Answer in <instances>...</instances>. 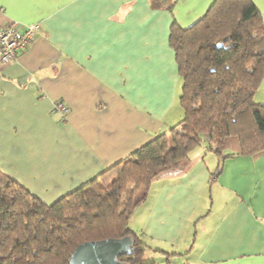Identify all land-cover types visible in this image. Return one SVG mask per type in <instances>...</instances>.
Returning a JSON list of instances; mask_svg holds the SVG:
<instances>
[{
    "label": "crops",
    "instance_id": "obj_1",
    "mask_svg": "<svg viewBox=\"0 0 264 264\" xmlns=\"http://www.w3.org/2000/svg\"><path fill=\"white\" fill-rule=\"evenodd\" d=\"M252 1L264 23V0ZM214 2L0 0V28L39 26L0 66V169L51 205L178 124L171 29L190 28ZM189 158L130 219L156 255L147 264H264V151L223 159L203 144Z\"/></svg>",
    "mask_w": 264,
    "mask_h": 264
},
{
    "label": "trees",
    "instance_id": "obj_2",
    "mask_svg": "<svg viewBox=\"0 0 264 264\" xmlns=\"http://www.w3.org/2000/svg\"><path fill=\"white\" fill-rule=\"evenodd\" d=\"M182 80L184 118L129 157L48 205L0 169V264H70L88 242L131 236L119 261L147 264L146 244L130 228L152 183L191 166L206 144L223 159L264 151V23L252 0H215L188 29L170 35Z\"/></svg>",
    "mask_w": 264,
    "mask_h": 264
},
{
    "label": "water",
    "instance_id": "obj_3",
    "mask_svg": "<svg viewBox=\"0 0 264 264\" xmlns=\"http://www.w3.org/2000/svg\"><path fill=\"white\" fill-rule=\"evenodd\" d=\"M135 250L131 236L88 242L74 250L70 257V264H129L119 261V258L131 256Z\"/></svg>",
    "mask_w": 264,
    "mask_h": 264
},
{
    "label": "built area",
    "instance_id": "obj_4",
    "mask_svg": "<svg viewBox=\"0 0 264 264\" xmlns=\"http://www.w3.org/2000/svg\"><path fill=\"white\" fill-rule=\"evenodd\" d=\"M39 26L37 24L20 27L7 23L0 28V66L11 65L21 51L29 47L35 39ZM55 111L66 116L69 109L63 103L55 104Z\"/></svg>",
    "mask_w": 264,
    "mask_h": 264
},
{
    "label": "rangeland",
    "instance_id": "obj_5",
    "mask_svg": "<svg viewBox=\"0 0 264 264\" xmlns=\"http://www.w3.org/2000/svg\"><path fill=\"white\" fill-rule=\"evenodd\" d=\"M256 102H258V99L256 100ZM145 257H156V255L153 252L147 251ZM151 262H154V260H152Z\"/></svg>",
    "mask_w": 264,
    "mask_h": 264
}]
</instances>
